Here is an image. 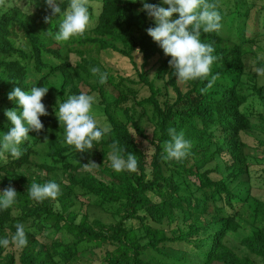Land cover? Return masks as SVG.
Listing matches in <instances>:
<instances>
[{"label": "trees", "instance_id": "1", "mask_svg": "<svg viewBox=\"0 0 264 264\" xmlns=\"http://www.w3.org/2000/svg\"><path fill=\"white\" fill-rule=\"evenodd\" d=\"M93 1L101 4L95 27L63 42L54 38L59 16L43 22L45 0L0 5V136L12 127L5 111L19 110L8 99L12 89L49 88L42 100L48 112L40 117L44 130L29 132L18 158L0 148V191L11 185L17 192L14 203L0 209V240L10 239L15 224L22 223L28 241L23 248L0 245V264H79L84 254L105 246L112 250L104 264H256L254 258L264 259V200L248 185L251 158L264 164V82L254 71L264 61L247 66L251 46L264 38V0H208L217 5L222 27L201 32V42L211 44L218 58L211 74H219L204 94L200 89L207 79L178 80L171 57L147 35L155 25L142 11V0H88L90 21ZM56 2L64 11L70 0ZM147 2L168 7L162 0ZM103 51L120 56L131 69L108 65L99 56ZM71 54L79 60L72 63ZM90 67L107 72L106 83L100 84ZM80 93L99 97L97 111L105 123L97 127L109 131L89 152L66 145L38 155L43 136L64 138L55 114L57 98L64 102ZM98 112L92 113L95 118ZM169 127L191 141L180 161L161 158ZM113 140L137 156L135 172L111 168ZM89 161L100 166L96 173L83 170ZM49 181L59 185L55 199L29 197L31 183ZM90 205L111 210L113 221L92 219L84 211ZM240 232L246 256L228 238Z\"/></svg>", "mask_w": 264, "mask_h": 264}, {"label": "clouds", "instance_id": "2", "mask_svg": "<svg viewBox=\"0 0 264 264\" xmlns=\"http://www.w3.org/2000/svg\"><path fill=\"white\" fill-rule=\"evenodd\" d=\"M135 2V0H134ZM142 11L153 20L154 27L146 29L147 35L158 44L165 56L171 57L169 66L175 72V76L182 82L207 79L205 87L201 88V94L206 93L219 79V74H211V66L218 58L213 55L214 48L211 44L200 40L201 32H218L221 27V16L216 10L215 3L208 0H162L167 5L165 8L158 4L148 3L142 0ZM4 0H0V5ZM46 14L43 17L45 24H51L55 17L59 16V31L55 33V40L63 42L73 36L83 35L89 23L88 0H70L66 10L62 11L56 0H45ZM178 15L177 19H172ZM136 51L139 52L137 49ZM93 75L98 77L99 83H106L108 73L102 72L98 67H90ZM254 71L264 76V67L255 68ZM210 77V78H209ZM49 88L39 86L30 91L15 87L8 93L9 101H14L18 109L5 111V116L11 122L12 127L0 136V148L3 152L10 153L13 157L22 155L20 145L29 139V132L40 133L44 125L40 117L47 116L46 106L42 103ZM94 96L85 93L72 95L64 102L57 98L58 110H55L56 118L63 127L64 142L74 146L78 153L89 152L94 147V141H99L109 131L97 127V121L92 114ZM170 140L163 145L161 158L165 161H180L185 158L191 149V141L186 140L184 133H177L175 128L169 127ZM48 139L44 137V143ZM108 159L110 166L116 172L137 170V156L126 153L125 146L118 140H113L109 145ZM126 157V158H125ZM95 162L89 161L83 165V170L92 172L99 168ZM28 195L35 201L45 198L55 199L59 194V185L54 181L40 185L31 183L27 190ZM17 197L16 190L9 185L0 191V209H8ZM15 233L11 238L0 240V245L7 248L10 244L18 248L27 246L25 226L22 223L15 224Z\"/></svg>", "mask_w": 264, "mask_h": 264}, {"label": "rangeland", "instance_id": "3", "mask_svg": "<svg viewBox=\"0 0 264 264\" xmlns=\"http://www.w3.org/2000/svg\"><path fill=\"white\" fill-rule=\"evenodd\" d=\"M91 5H93L94 8V16L95 18L90 21L88 27L86 30H90L91 28H94L96 25V18L100 13L101 10V4L99 2H91ZM253 52L248 60H247V66L248 69H251L255 62L259 59L264 61V38H261L259 40V44L256 43L254 46H251ZM101 59H103L104 61L107 62L108 65H115L118 69H123L125 71H129V69H131V67H128L127 64H125V61L123 59H121L120 56L116 55H109V53L107 51H103L100 55ZM71 58V62L75 63L77 60H79V56H77L76 54H71L70 55ZM255 68V67H254ZM261 82H264V76H260L259 77ZM94 96V103H93V112L92 113H97V105L99 104V97L97 95H92ZM96 121L97 123L100 125H103V123H105L104 117L101 116L98 112L97 116H96ZM256 120V119H255ZM254 120V122H255ZM46 136V135H45ZM49 136V135H48ZM47 137L48 142L44 143V136L42 138V140L40 141V143L38 144V146L36 147L37 150V154L38 155H42V157L47 156L50 152L54 151L56 149V147H61V146H66L67 144L64 142V138L63 139H58L57 137L55 138L54 136H50ZM252 138L249 139V142H252ZM253 144V143H251ZM251 155L254 156H259L261 157V151H254V150H250L249 151ZM38 160H40L37 157ZM258 159H254L252 160L251 158V168L250 170L252 171V178L251 181L249 182L248 185L250 186V190H251V194L253 196L256 197H261L264 200V164L263 163H259ZM94 173H96V171H93ZM91 172V173H93ZM98 175V177H103L106 178L103 174H96ZM61 179L64 180V177H62V175H60ZM85 212L89 213L91 218H97V219H101L103 220L105 223H110L113 221V216H112V212L111 210H105L102 209L101 207H97L95 205H90L87 206L84 209ZM81 218V217H80ZM249 227V226H248ZM247 232H244V234H246ZM60 238V235L57 236ZM243 237V232L240 233H236V234H231L228 238L232 241V246L234 247L235 251L240 255V256H246L248 255L246 249L241 245V239ZM112 247L109 246H105L101 249H95V253H87L84 254L82 257L83 259L79 262V264H104V256L106 255V253L108 251H111ZM254 258V257H253ZM255 263L256 264H264V259L263 258H254Z\"/></svg>", "mask_w": 264, "mask_h": 264}]
</instances>
